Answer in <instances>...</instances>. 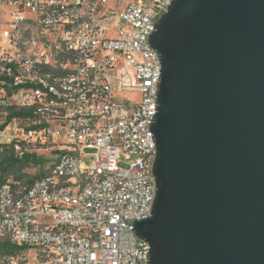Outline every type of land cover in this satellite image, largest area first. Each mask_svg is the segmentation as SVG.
<instances>
[{"label": "built area", "instance_id": "1", "mask_svg": "<svg viewBox=\"0 0 264 264\" xmlns=\"http://www.w3.org/2000/svg\"><path fill=\"white\" fill-rule=\"evenodd\" d=\"M174 1L0 0V146L58 154L0 184V264H151L134 225L158 190L150 36Z\"/></svg>", "mask_w": 264, "mask_h": 264}, {"label": "water", "instance_id": "2", "mask_svg": "<svg viewBox=\"0 0 264 264\" xmlns=\"http://www.w3.org/2000/svg\"><path fill=\"white\" fill-rule=\"evenodd\" d=\"M162 61L151 264H264V0H175Z\"/></svg>", "mask_w": 264, "mask_h": 264}, {"label": "trees", "instance_id": "3", "mask_svg": "<svg viewBox=\"0 0 264 264\" xmlns=\"http://www.w3.org/2000/svg\"><path fill=\"white\" fill-rule=\"evenodd\" d=\"M40 161H42V158H39L36 153H26L23 156H18L13 148L0 146V184L6 182L8 177L11 174H16V172L20 173V175L15 176L17 181L33 182L42 175L24 180L26 175L22 174V172L29 163H38Z\"/></svg>", "mask_w": 264, "mask_h": 264}, {"label": "rangeland", "instance_id": "4", "mask_svg": "<svg viewBox=\"0 0 264 264\" xmlns=\"http://www.w3.org/2000/svg\"><path fill=\"white\" fill-rule=\"evenodd\" d=\"M36 154L38 155L39 158H42V161L38 163H29L24 168L22 172V174L26 175L24 177V180L43 175L48 170L50 165L53 163L55 157L58 156V154H56L55 152L49 151V149L37 150ZM87 162L90 163L91 159H88ZM16 175H20V173L16 172V174H11L8 177V180H16L15 179Z\"/></svg>", "mask_w": 264, "mask_h": 264}]
</instances>
